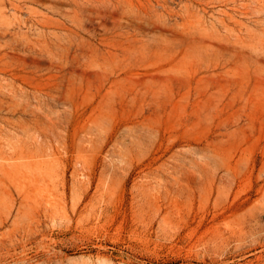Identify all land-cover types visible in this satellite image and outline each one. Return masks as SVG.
Returning a JSON list of instances; mask_svg holds the SVG:
<instances>
[{
	"label": "rangeland",
	"instance_id": "obj_1",
	"mask_svg": "<svg viewBox=\"0 0 264 264\" xmlns=\"http://www.w3.org/2000/svg\"><path fill=\"white\" fill-rule=\"evenodd\" d=\"M263 226L264 0H0V264H264Z\"/></svg>",
	"mask_w": 264,
	"mask_h": 264
},
{
	"label": "bare ground",
	"instance_id": "obj_2",
	"mask_svg": "<svg viewBox=\"0 0 264 264\" xmlns=\"http://www.w3.org/2000/svg\"><path fill=\"white\" fill-rule=\"evenodd\" d=\"M263 227H264V226H263ZM244 229H245V228H244ZM234 231H235V230H234ZM240 231H241V230H240ZM245 231H246V230H245ZM235 233H236V232H235ZM241 234H243V232H241L240 235H241ZM245 234H247V233L245 232ZM238 235H239V234H238ZM235 236H236V235H235ZM237 237H238V236H237ZM244 237H245V236H244Z\"/></svg>",
	"mask_w": 264,
	"mask_h": 264
}]
</instances>
